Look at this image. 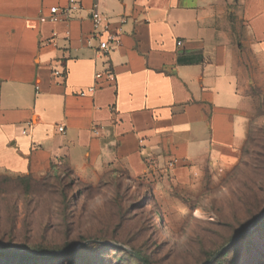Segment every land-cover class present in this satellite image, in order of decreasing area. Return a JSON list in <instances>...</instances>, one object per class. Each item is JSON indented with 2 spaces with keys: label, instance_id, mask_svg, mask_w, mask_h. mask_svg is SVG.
Here are the masks:
<instances>
[{
  "label": "crops",
  "instance_id": "obj_1",
  "mask_svg": "<svg viewBox=\"0 0 264 264\" xmlns=\"http://www.w3.org/2000/svg\"><path fill=\"white\" fill-rule=\"evenodd\" d=\"M74 1L84 10L53 22L70 0H0V172L65 164L170 190L232 168L264 103V0ZM95 4L127 20L106 58L90 37ZM108 68L115 83L97 84Z\"/></svg>",
  "mask_w": 264,
  "mask_h": 264
},
{
  "label": "rangeland",
  "instance_id": "obj_2",
  "mask_svg": "<svg viewBox=\"0 0 264 264\" xmlns=\"http://www.w3.org/2000/svg\"><path fill=\"white\" fill-rule=\"evenodd\" d=\"M238 162L189 189L146 177L0 172V264H264V103ZM198 179L197 177H194ZM39 256L29 259L21 256ZM43 256H48L45 260ZM216 257V258H215Z\"/></svg>",
  "mask_w": 264,
  "mask_h": 264
},
{
  "label": "built area",
  "instance_id": "obj_3",
  "mask_svg": "<svg viewBox=\"0 0 264 264\" xmlns=\"http://www.w3.org/2000/svg\"><path fill=\"white\" fill-rule=\"evenodd\" d=\"M84 8L79 2L74 0H70V3L65 8L53 7L50 9V16L47 18H43L42 20H50L57 21L59 19L70 20L73 18L74 14L78 11H82ZM91 21L93 24V31L91 33V39L98 41V47L96 50V56L99 58L108 57L112 51H114L119 45V39L123 34V26L126 24V18H121L119 24H115L113 20L102 13L98 9V5L95 4L91 11ZM178 46H181V43H178ZM55 77L64 78L65 73L55 70ZM95 79L97 84L101 82V80H107L110 83H115L116 75L112 71L111 68H108L104 73L99 72L95 75ZM37 90L39 88L37 87ZM97 90V86H93L88 88L86 91L81 92V96L85 97L87 95H93ZM60 132H64V128H59ZM26 133V132H24ZM172 167L173 164H170ZM194 176H198V174H194Z\"/></svg>",
  "mask_w": 264,
  "mask_h": 264
},
{
  "label": "water",
  "instance_id": "obj_4",
  "mask_svg": "<svg viewBox=\"0 0 264 264\" xmlns=\"http://www.w3.org/2000/svg\"><path fill=\"white\" fill-rule=\"evenodd\" d=\"M264 218V214L263 216L259 217L256 222L249 228V230H247L244 234H242L240 237H238L237 239H235L234 241H232L229 245H227L226 247H224L220 252L217 253L216 257H219L221 254H223L224 252H226V250L228 248H230L232 245H234L235 243H237L239 241V239L244 236L246 233L250 232L251 230H253L256 226H258V224L262 221V219ZM1 252H8V250L5 249H0ZM24 254H30L33 255L34 253H25L22 252ZM35 255V254H34ZM136 257L143 263V264H147L146 261L141 258L139 255H136ZM215 257V258H216Z\"/></svg>",
  "mask_w": 264,
  "mask_h": 264
},
{
  "label": "trees",
  "instance_id": "obj_5",
  "mask_svg": "<svg viewBox=\"0 0 264 264\" xmlns=\"http://www.w3.org/2000/svg\"><path fill=\"white\" fill-rule=\"evenodd\" d=\"M58 172H59V168L57 166H53V169H52V171L50 173L57 174ZM21 256L27 257L29 259H35V258L39 257V256H28L27 254H24V255H21ZM46 258H48V256H43L42 257L43 260H45ZM145 261L148 264V261L147 260H145Z\"/></svg>",
  "mask_w": 264,
  "mask_h": 264
}]
</instances>
